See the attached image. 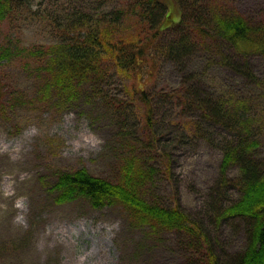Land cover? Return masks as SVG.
I'll use <instances>...</instances> for the list:
<instances>
[{"label":"trees","instance_id":"trees-1","mask_svg":"<svg viewBox=\"0 0 264 264\" xmlns=\"http://www.w3.org/2000/svg\"><path fill=\"white\" fill-rule=\"evenodd\" d=\"M28 3L0 0V22ZM48 9L41 17L51 22L55 41L26 49L39 58L45 93L71 100L86 86L98 89L110 64L129 80L128 97L105 96L107 108L120 118L113 136V175H96L86 166L60 169L52 184L55 201L83 198L95 208L117 206L131 226L152 234L176 233L182 264H264V161L258 156L261 141L251 104L237 92L203 87L200 71L187 70L191 57L204 51L210 66L259 81L248 55L264 57V17L251 19L229 0H65L56 7L59 13ZM11 52L2 47L0 60ZM164 61L183 71L182 80L171 90L151 91ZM3 86L0 81V106ZM135 97L142 108L139 126L129 114ZM167 102L194 116L170 114L172 124L164 110ZM193 139L222 151L205 215L150 194L161 173L171 171L173 144ZM233 166L237 173L231 175ZM233 189L239 193L235 199ZM226 222L245 233L243 249L230 251L221 241Z\"/></svg>","mask_w":264,"mask_h":264},{"label":"rangeland","instance_id":"rangeland-1","mask_svg":"<svg viewBox=\"0 0 264 264\" xmlns=\"http://www.w3.org/2000/svg\"><path fill=\"white\" fill-rule=\"evenodd\" d=\"M30 1L0 22V51L2 47L12 51L0 60L5 92L0 106V264H182L184 252L176 233L152 234L145 227L131 226L117 206L95 208L83 198L55 201L52 184L60 169L86 166L93 174L113 175V136L120 118L107 108L105 96H127L129 80L110 64L98 89L86 86L71 100L45 93L39 58L26 49L55 41L51 22L41 13L50 12L48 8L59 13L56 7L65 0ZM229 1L251 19L264 17V0ZM172 7L178 18L177 7ZM248 60L259 81L219 64L210 66L204 51L191 57L187 70L200 71L201 84L209 90L227 89L249 100L261 141L258 156L264 161V57L250 54ZM182 75L173 62L164 61L151 91L177 87ZM131 100L130 120L139 126L141 103L136 97ZM174 104L167 102L164 109L172 124L170 114L181 119L194 116ZM172 154L171 171L161 173L150 194L167 205L180 204L192 214L205 215L221 149L193 139L188 144L175 142ZM230 173L236 174L237 166ZM231 191L237 198L238 191ZM220 234L230 251L245 247L242 229L226 222Z\"/></svg>","mask_w":264,"mask_h":264}]
</instances>
